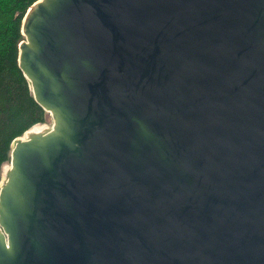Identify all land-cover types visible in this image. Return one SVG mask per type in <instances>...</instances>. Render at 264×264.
I'll return each instance as SVG.
<instances>
[{
	"label": "water",
	"instance_id": "95a60500",
	"mask_svg": "<svg viewBox=\"0 0 264 264\" xmlns=\"http://www.w3.org/2000/svg\"><path fill=\"white\" fill-rule=\"evenodd\" d=\"M21 29L54 124L12 144L0 264H264V0H37Z\"/></svg>",
	"mask_w": 264,
	"mask_h": 264
},
{
	"label": "trees",
	"instance_id": "16d2710c",
	"mask_svg": "<svg viewBox=\"0 0 264 264\" xmlns=\"http://www.w3.org/2000/svg\"><path fill=\"white\" fill-rule=\"evenodd\" d=\"M36 1L0 0V182L13 142L48 116L19 65L22 20Z\"/></svg>",
	"mask_w": 264,
	"mask_h": 264
},
{
	"label": "rangeland",
	"instance_id": "374dc122",
	"mask_svg": "<svg viewBox=\"0 0 264 264\" xmlns=\"http://www.w3.org/2000/svg\"><path fill=\"white\" fill-rule=\"evenodd\" d=\"M53 124H54V121H53V118L51 116L50 113H48V116L46 117V121L44 123H38V124H35L34 126H32L30 130H32L33 128H36L37 130H39L40 133H44V132H47V131H50L53 127ZM21 139H27L28 138V132H25L21 137ZM10 167V163H5L2 167V179L1 181H3V179H5V172L7 169H9Z\"/></svg>",
	"mask_w": 264,
	"mask_h": 264
},
{
	"label": "bare ground",
	"instance_id": "6f19581e",
	"mask_svg": "<svg viewBox=\"0 0 264 264\" xmlns=\"http://www.w3.org/2000/svg\"><path fill=\"white\" fill-rule=\"evenodd\" d=\"M40 130V129H39ZM39 130H37L36 128H33L32 130H28L27 132L30 133V132H39Z\"/></svg>",
	"mask_w": 264,
	"mask_h": 264
}]
</instances>
